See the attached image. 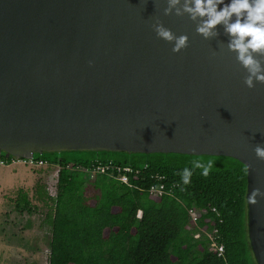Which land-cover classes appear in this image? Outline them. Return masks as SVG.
I'll return each instance as SVG.
<instances>
[{"label": "water", "instance_id": "95a60500", "mask_svg": "<svg viewBox=\"0 0 264 264\" xmlns=\"http://www.w3.org/2000/svg\"><path fill=\"white\" fill-rule=\"evenodd\" d=\"M226 156L264 264V0H0V155Z\"/></svg>", "mask_w": 264, "mask_h": 264}, {"label": "trees", "instance_id": "16d2710c", "mask_svg": "<svg viewBox=\"0 0 264 264\" xmlns=\"http://www.w3.org/2000/svg\"><path fill=\"white\" fill-rule=\"evenodd\" d=\"M0 158L12 164L5 154ZM33 159L59 167L54 198L42 187L35 196L52 203L45 216L48 264H257L247 233V171L234 158L71 151ZM109 163L126 175V184L116 172L93 175ZM160 185L164 195L150 193ZM28 206L20 192L15 207ZM189 209L198 213L195 224ZM213 230L219 256L202 233Z\"/></svg>", "mask_w": 264, "mask_h": 264}, {"label": "rangeland", "instance_id": "374dc122", "mask_svg": "<svg viewBox=\"0 0 264 264\" xmlns=\"http://www.w3.org/2000/svg\"><path fill=\"white\" fill-rule=\"evenodd\" d=\"M58 171L57 166L29 168L21 162L0 166V264H48L45 216L52 203L35 196L42 187L54 198ZM20 192L29 201L25 209L15 207Z\"/></svg>", "mask_w": 264, "mask_h": 264}, {"label": "built area", "instance_id": "2783aa9c", "mask_svg": "<svg viewBox=\"0 0 264 264\" xmlns=\"http://www.w3.org/2000/svg\"><path fill=\"white\" fill-rule=\"evenodd\" d=\"M18 162H21L22 164H25V165L27 164L30 167H39V166H42L44 164L42 162L35 161L34 159H28V160H22V161L12 159V163H18ZM3 165H4V162L0 158V166H3ZM120 171H121L120 169L112 166L109 163L107 165H98V166H96L92 170V173H93V175L94 174H109L110 176H113L115 172L118 173V174H120ZM122 172L123 173L130 172V170L128 168H123L122 169ZM116 179L119 180L121 183H124V184L127 183V177L124 174H120L118 177H116ZM150 193L153 194V195H156V196H159L160 197V196H162V195L165 194L164 186L163 185H160L158 188H155L154 186H152L150 188ZM188 215L190 217V220L195 224V222L198 219V213H197V211L194 210V209H189L188 210ZM202 233H204L209 238V240L212 242L211 246L217 248L218 256L221 255V253L223 251L222 246L221 245L217 246L215 244V242H214V239H213V236L215 235L216 230H213L212 232L204 231ZM195 237L198 238L199 237V234L195 235Z\"/></svg>", "mask_w": 264, "mask_h": 264}, {"label": "crops", "instance_id": "0c3cea01", "mask_svg": "<svg viewBox=\"0 0 264 264\" xmlns=\"http://www.w3.org/2000/svg\"><path fill=\"white\" fill-rule=\"evenodd\" d=\"M12 164H15V163H12Z\"/></svg>", "mask_w": 264, "mask_h": 264}]
</instances>
